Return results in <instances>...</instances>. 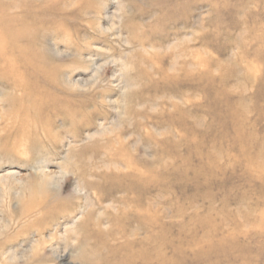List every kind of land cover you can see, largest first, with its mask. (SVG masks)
<instances>
[{"label": "rangeland", "instance_id": "obj_1", "mask_svg": "<svg viewBox=\"0 0 264 264\" xmlns=\"http://www.w3.org/2000/svg\"><path fill=\"white\" fill-rule=\"evenodd\" d=\"M149 252L264 264V0H0V264Z\"/></svg>", "mask_w": 264, "mask_h": 264}, {"label": "bare ground", "instance_id": "obj_2", "mask_svg": "<svg viewBox=\"0 0 264 264\" xmlns=\"http://www.w3.org/2000/svg\"><path fill=\"white\" fill-rule=\"evenodd\" d=\"M113 124V123H112ZM44 167H41V171L42 172H44ZM53 178H55V177H53ZM52 178V179H53ZM131 178V177H130ZM115 189V188H114ZM112 190V189H111ZM106 206V205H105ZM81 216V215H80ZM79 219H80V217H79ZM143 225H145L147 228H149L150 229V227H151V222L150 221H148V222H146V224H143ZM73 231V230H72ZM75 232V231H74ZM138 233H137V231H134L133 233H132V235L133 236H135V235H137ZM153 237V236H152ZM129 253H130V255H131V257H128L127 258V263H132L133 261H134V259L137 257V255H136V253L135 252H130L129 251ZM139 255V254H138ZM151 255H152V253L151 252H149V253H141V255H140V258H141V256H142V261H143V263L142 264H154L152 261V257H151ZM163 257V256H162ZM132 258V259H131ZM164 259V258H163ZM163 259H162V261H163Z\"/></svg>", "mask_w": 264, "mask_h": 264}]
</instances>
